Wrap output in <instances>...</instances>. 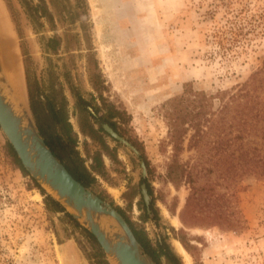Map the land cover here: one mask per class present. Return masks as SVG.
<instances>
[{"label":"rangeland","instance_id":"obj_1","mask_svg":"<svg viewBox=\"0 0 264 264\" xmlns=\"http://www.w3.org/2000/svg\"><path fill=\"white\" fill-rule=\"evenodd\" d=\"M1 1L29 104L27 76L38 83L42 99L52 85L62 86L76 150L88 168L101 147L80 130L79 97L89 103L96 129L108 109H115L113 121L123 135L108 123L103 126L109 125L139 152L137 157L104 130L115 158L102 154L106 176L96 178L98 191L107 197L103 200L142 224L151 239L167 237L182 264L187 263L175 235L191 246V251L184 248L191 264H264V178L251 172L232 183L224 180L221 156L227 153L214 144L218 132L198 148L189 147L188 136L176 155L164 107L191 85L205 93L204 110L212 119H223L218 122L221 136L228 133L236 113L222 118L221 104L264 66V0H45L54 18L51 23L42 18V26L26 4L39 0ZM53 37L60 39L57 52L47 49ZM258 94L263 104L264 89ZM249 108L253 115L264 107H246L245 113ZM262 124L254 118L244 133L251 150L264 142ZM7 142L0 128V264H91L89 238L64 213L47 211L49 192L14 165L6 154ZM187 172L198 175L201 185H211L220 200L229 196L239 223L211 220L199 209L187 211ZM142 185L151 198L149 207ZM133 187L140 193L130 202ZM141 199L149 215L145 222Z\"/></svg>","mask_w":264,"mask_h":264},{"label":"trees","instance_id":"obj_2","mask_svg":"<svg viewBox=\"0 0 264 264\" xmlns=\"http://www.w3.org/2000/svg\"><path fill=\"white\" fill-rule=\"evenodd\" d=\"M26 4L31 18L41 26L42 23L40 20L42 18H46L50 23L53 22V14L49 10L45 0H39L37 5H33L31 1L26 2ZM59 47V38L53 37L48 40V50L57 52ZM263 74L264 66L262 69L253 73L249 80L232 91L227 100L221 104L220 114L223 115L222 118L224 116L226 117L227 114L232 115L236 113L233 117L235 121H229L228 128L230 129L223 136H221L222 132H220L222 126L218 125V122L223 119H212L211 115L204 110L205 93L203 91H196L191 85H187L181 95L169 100L164 107H167L166 117L169 135L176 155L182 150L183 144L188 136L189 147L198 148L207 136L211 135L212 132L214 134L218 132L214 144L218 149L225 147L224 152L227 153L221 156L224 180L232 183L246 174L249 175L251 172L255 173L259 178H264V142L260 148H253L252 150L250 143L244 142V133L248 130L250 121L254 118L257 119V122L263 123L260 129L264 132V108L256 109L253 115L251 111H254V109L249 108V112L245 113L246 107H259V105L264 107V103L262 104L260 102V96L258 94L259 90L264 89V76H260ZM27 81L31 110L40 133L49 148L62 161L75 179L85 187L95 191L102 199H106L107 197L98 191L96 176L99 175L102 178L106 176L102 154L105 153L111 159H114L115 155L114 150L110 149L104 139V135L108 136V134L104 131L103 124L108 123L115 131L123 135L113 121V118L118 115V112L113 108L108 109L107 115L99 123L100 127L96 129L94 115L88 109L89 103L82 97H79L77 109L79 110L80 130L85 136L97 141L101 147V150L96 151L92 156L93 163L88 168L85 165V160L80 157L76 150L77 136L68 121V102L63 93L62 86L58 84L59 87L56 89L54 88L55 84L52 85L51 93L45 95V99H42L41 94L38 92V83L33 82L29 76H27ZM239 113L241 114L240 117L238 116ZM244 113L247 118L243 117L242 114ZM237 117L238 120H236ZM233 129L237 130V134L234 136L232 135ZM6 154L23 174L29 176V173L23 167L16 151L9 142L6 145ZM184 175H186L187 181L191 184V194L187 199V211L194 212L199 209L204 211L211 220H228L231 225H233V222L234 224L239 223L240 220L237 217V211L229 196L224 195L223 197L225 199L222 198L224 201L220 200L219 197L212 193L213 187L211 185L206 186L199 183L198 175L192 172L183 173ZM171 179L174 184L178 185L179 181L173 177ZM130 192L131 202V199L140 192L134 187ZM149 193H151L150 188ZM45 205L47 211L51 214L64 213L69 221L80 228L89 238L92 245V252L88 255V259L91 264H110L96 238L89 231L82 228L59 202L51 196H47L45 198ZM139 205L144 211L141 218L145 222L149 218V215L147 214L142 199ZM152 207L153 204H151ZM115 208L127 220L136 238L143 245L146 253L154 259L156 264H182L181 258L172 249L170 243L167 241V237H160L156 240L151 239L142 224L132 221L120 207L116 206ZM197 212L200 213V211ZM174 238L180 241L187 251H191V246L183 238L177 235Z\"/></svg>","mask_w":264,"mask_h":264},{"label":"water","instance_id":"obj_3","mask_svg":"<svg viewBox=\"0 0 264 264\" xmlns=\"http://www.w3.org/2000/svg\"><path fill=\"white\" fill-rule=\"evenodd\" d=\"M4 83L0 61V128L30 176L96 238L110 264H156L124 216L75 179L54 155L40 133L29 102L23 113H18L7 101L3 94ZM103 127L139 157V152L129 141L109 125ZM141 168L145 177L147 169L144 161H141ZM142 195L149 207L151 198L145 185H142Z\"/></svg>","mask_w":264,"mask_h":264},{"label":"bare ground","instance_id":"obj_4","mask_svg":"<svg viewBox=\"0 0 264 264\" xmlns=\"http://www.w3.org/2000/svg\"><path fill=\"white\" fill-rule=\"evenodd\" d=\"M0 61L3 67L5 83L3 94L7 101L12 103L18 113H23L27 108L28 92L23 67L12 34L10 22L7 18L2 1L0 0ZM177 221V219H174ZM179 252L187 264H191L190 255L182 244L175 242Z\"/></svg>","mask_w":264,"mask_h":264}]
</instances>
